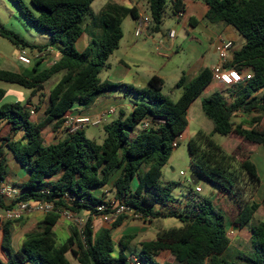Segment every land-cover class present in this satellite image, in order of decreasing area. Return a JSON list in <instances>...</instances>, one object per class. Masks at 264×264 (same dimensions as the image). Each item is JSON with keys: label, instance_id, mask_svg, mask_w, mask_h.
Returning a JSON list of instances; mask_svg holds the SVG:
<instances>
[{"label": "trees", "instance_id": "trees-1", "mask_svg": "<svg viewBox=\"0 0 264 264\" xmlns=\"http://www.w3.org/2000/svg\"><path fill=\"white\" fill-rule=\"evenodd\" d=\"M12 1L30 26L50 35L51 43L32 45L1 24L0 36L18 49L42 52L52 47L59 58L46 68L42 67L45 60L41 58L31 69L22 72L0 68V82L31 92L24 103H4L6 91L0 89V123L10 128L8 135H0V149L6 143L29 173L17 199L0 195V208L10 209L23 201H39L52 203L54 212L45 215L38 228L26 234L18 249L13 247V227L22 219L6 222L1 247L7 253V260L0 259V264H72L68 253L78 264H130L125 250L126 241L131 237L119 241V254L113 256L117 244L112 232L124 215L99 234L94 232L93 215L106 199L97 196L94 190L106 187L112 180L110 192L115 202L127 204L141 219L176 218L181 222L179 227L160 230L154 240L141 243L137 255L144 264H264V221L251 225L261 206L252 200L259 189L260 178L257 167L246 157L247 144L264 148V125L261 124L264 117V0H202L208 7L204 19L209 24L230 26L245 39V45L233 53L226 67L241 72L251 70L253 75L240 84L228 86L230 89L216 91L202 99L203 113L212 122L213 131L211 134L197 132L188 141V150L195 173L216 185L217 194L211 199L194 191L196 197L185 206L173 195L178 184L162 181L163 170L175 149L174 142L187 130L192 103L213 81L212 70L205 68L191 80L181 77L177 87L183 91L175 102L162 93L164 82L157 76L143 89L102 81L99 74L109 66L110 57L120 46L124 20L139 17L136 7L108 2L90 22L88 16L95 0H30L38 13L24 0ZM146 4L152 20L151 34L159 33L165 22L167 0H146ZM184 11L185 0H173L172 16ZM83 34L89 36L90 42L85 50L78 51L76 43ZM59 73L63 75L49 91L43 118L33 121L32 99L37 94L41 99L45 84ZM113 91L133 94L135 107L129 113L122 111L117 119L104 125L106 136L101 144L88 138L84 128L66 133L63 140L45 144V137L63 126L65 116L75 104L89 107L99 97ZM229 92L231 102L224 95ZM35 109L40 110V105ZM237 113H257L258 117L236 125L233 117ZM143 122H149V127L139 130ZM1 129L0 125V132ZM11 133L22 135L11 141ZM215 134L234 135L242 142L229 152L214 140ZM6 176V161L1 158L0 180ZM225 203L236 209L235 218L226 213ZM63 209L86 212L90 217L83 233L72 226V235L59 244L54 227ZM230 216L232 224L251 233L247 247L232 246L228 235ZM162 252L171 254L165 263L156 258Z\"/></svg>", "mask_w": 264, "mask_h": 264}, {"label": "crops", "instance_id": "crops-1", "mask_svg": "<svg viewBox=\"0 0 264 264\" xmlns=\"http://www.w3.org/2000/svg\"><path fill=\"white\" fill-rule=\"evenodd\" d=\"M108 1H111V0H108ZM116 3L124 5V6H128V7H136L139 13L142 11L141 3L139 0H124V2H120V0L119 1L117 0ZM104 6L100 8L99 11H101L104 8ZM207 10H208V7L202 0H185V11L183 12V15L181 17H177V16L171 17L174 24H172L173 26L170 27L169 32L161 31L159 33H156V34H159L160 45L158 46V49L160 48V50L162 49L169 50L172 48L175 49L177 46V41L180 37H181V40L187 46L189 45L193 46L194 55H192L188 63L184 65V68L172 69L171 71H169L167 70V66L165 68L156 67L153 61H151L150 62L151 65L154 64L153 65L154 69L150 68L149 71L137 72L140 75L139 81L133 80L132 82H125L126 78H122L120 80H116L118 81L116 82L114 80H111L108 76H106L105 80L113 81L116 83H126V84L133 85L136 88L143 89L141 86H139V83H143L146 81L148 82L152 77L157 76L163 80L164 84L171 83L175 85L176 89L178 90L173 92V95L175 99L177 100L181 96L182 91H183L182 88H179L176 86L179 80L181 79V77L185 76L189 80H191L195 76H197L203 69L205 68L212 69L216 64H218V55L216 53L215 45L220 40V38L228 39L233 42V49L231 51L229 61L232 60L233 53L235 51L240 50L245 45V39L242 36H240L232 27L226 26L223 24H217V25L209 24L204 19V16ZM123 25L124 24H122L124 35L120 42L119 48L115 51L114 54L117 56V59H118L117 62L121 67L126 68L128 70H132V69L141 67L143 63L147 62V60H146V56L143 53V49L141 47H139L135 42L131 43V42L125 41L127 30H125V27H123ZM27 31L29 33H32L30 29H27ZM170 31L176 32L175 38H171L169 36ZM151 35L152 37L150 38H154V34H151ZM85 38L87 41L86 44L87 43L89 44V39H87V37ZM82 39H84V34L79 39L78 43ZM88 44L85 46V48L88 46ZM142 44L145 45L147 43L146 41H143ZM32 45H38V44H32ZM45 45H48V44H42L38 46H45ZM203 45H204V50L201 49ZM14 48H15L14 50L15 51V58H14L15 70L14 71H18V72H22V71H25L31 68L39 58L44 59L45 60L44 62H46V60L49 61V59L51 58L49 65L53 64L59 58V54L52 47H49L48 49H45L42 52H40L39 49L27 48L29 53L30 51H32V53H34L35 56L30 54L32 58V64L24 65L18 60V48L15 46ZM9 62H10L9 58L7 59V57H0V68L2 69V67ZM108 68L109 66L106 67L105 69H108ZM105 80H102V81H105ZM214 82L216 81H212L211 84L207 86V88H205V90L203 91V95L199 97L200 105L197 106L198 109L196 110L197 112L196 117H198L197 123L194 122L193 118H191L190 116L197 99L192 103L188 111V127L185 133L182 135V140L185 139L189 141L200 130L205 131L208 134L212 133L213 124L211 125V123H207L204 119L206 118V116L204 115L203 110H202V99L210 96L216 91L222 90V88L219 86L223 84L216 82V84H220V85L213 86L212 84ZM51 88L52 87L47 88L45 85L44 95L42 96V98L43 97L48 98L49 91ZM230 88L225 86V89L223 90H227ZM13 92L15 94L19 93L18 90L13 91ZM30 93H31L30 90H28L29 96H30ZM7 95H8V91H6L5 97ZM29 96L27 97L26 101L28 100ZM39 96L40 94H37V96H35L38 98L36 101L34 100L35 97L32 99V106L30 107L31 110L34 111V114H32L33 121L35 117H39L40 113H43L47 105L46 104L43 107H41V109L37 112L35 108L37 106V101L40 100ZM5 97L2 102H4ZM135 101H136L135 97L132 98V97H129L128 95L117 97V96L105 94L99 97L96 100V102L89 107L81 106L78 103L75 104L73 108L70 110V112H68V114L90 117L94 123L101 122L100 125H87L86 127H84L85 130L88 128L92 129V132H91L92 140H95L101 144L103 140L105 139L106 134L105 132L104 134H102L100 130L101 129L104 130V125L109 124L113 120L117 119L120 116V113L122 111H126L127 113H129V111H131L135 107ZM199 111H202V115H200ZM0 125L2 126L0 135L2 134L8 135L10 133L9 125L5 123H0ZM204 126L207 127L208 131L203 129ZM21 135H22L21 133L19 134L11 133L10 135L11 141L18 140L21 137ZM224 137L229 138V140L236 141L238 145L242 142L241 138L234 136V135L224 136ZM237 143H236V146H238ZM220 145L225 150H227L225 145L223 144H220ZM0 150L2 151V154L0 155V159L4 158L6 161V165H7V176L5 177L4 180L9 187L21 193V186L28 179L29 173L27 169L24 166H22L20 162L16 160V158L14 157V154L6 146V143L3 144ZM232 150H227V151L231 152ZM247 153L248 154L246 157L255 164V166L257 167L258 177L260 178V186H259V189L257 190V194H262V193L264 194V148L261 145L247 144ZM170 169L172 173L175 172V168H173L172 166H170ZM112 185H113V180L109 182L106 187L95 189L94 193L99 197L106 198L105 200H114V194L110 192ZM198 186L201 188V192L199 194L203 195L202 194L203 187L200 185V182ZM194 191H195L194 188H191V190L187 194H184V193L180 194L179 192H176L174 196L175 198H177L178 203L180 205L185 206L191 200L192 197L193 198L196 197V195L194 194ZM216 192L217 191L215 189L211 190V193L213 194L214 197L217 194ZM232 208L234 209V207H232L231 205L229 206L227 203H225L224 210L226 211V213L229 212L230 215L233 216V218H235L236 209L233 212ZM80 214L84 215V212ZM231 216L228 219L230 223L228 235H229V238L231 239L232 246L236 248H241L238 245L243 241L248 242L250 240L251 233L249 232L248 229H240L236 224H232ZM44 217H45L44 214L34 212L24 217L19 222L20 225L18 227L16 224H14L13 247L15 249H18L19 247H21L26 234L35 231L38 228L39 223L44 219ZM93 220H94L93 227H94L95 234H99L103 229L111 227V225L106 224L104 222L102 216H96L94 217ZM137 220H139L140 222L132 221L129 217L124 215V218L121 224L117 226L112 232L115 243L117 244L116 245L117 248H120V245H119L120 240H124L126 237H131L130 240L126 242L128 243V248L130 244L133 243L134 249L131 250L128 256H131L132 254H138L141 249V243L145 241L154 240L156 238L157 233L163 229V228H159L156 231L154 230V227H153V223L155 221H159L160 219H153L152 221L150 220L146 221L144 219H137ZM58 227L61 231H64L67 233L66 240L72 235L73 227L71 226L70 223L66 222L62 218L55 225L54 231ZM2 229H3V225H0V259L7 260V253L1 247V241H2V235H3ZM162 254H166L169 258L171 257V254L169 252H162L156 257L158 261H159V257ZM67 255L70 261L72 262V259L69 257L70 253H68ZM72 264L74 263L72 262Z\"/></svg>", "mask_w": 264, "mask_h": 264}, {"label": "rangeland", "instance_id": "rangeland-1", "mask_svg": "<svg viewBox=\"0 0 264 264\" xmlns=\"http://www.w3.org/2000/svg\"><path fill=\"white\" fill-rule=\"evenodd\" d=\"M26 5L35 13H38V10L30 3L29 0H24ZM117 0H96L94 4L91 7V14L88 16V21H93L94 18L98 16V13L100 12L99 9L102 8L107 2H116ZM119 1V0H118ZM141 3V7L143 10H146L147 4L146 0H139ZM120 2H124V0H120ZM172 5H173V0H167V6H166V12H165V22L162 28V31L169 32V29L171 26H173V20H172ZM97 23L96 19L94 21V25ZM136 20H134L131 17H128L124 20L123 22V27H125V30H127V35H126V40L128 42H135L139 47L143 49V53L146 56L147 62L143 63L141 67H138L136 69L128 70L126 68L121 67L118 64V59L117 56L114 54L111 56V58L108 61L109 68L108 69H103L102 72L99 74V77L101 80H105L106 76H108L111 80H120L122 78H126L125 82H132L133 80H140V75L137 72H143V71H149V69H154L153 65L155 64L156 67L160 68H165L167 66V70L171 71L172 69H178V68H184V65L188 63L190 60L191 56L193 54V46L189 45L187 46L182 40L181 37L177 41V46L176 48L172 49H167V50H160L158 49V46L160 45L159 41V34L154 33V38H146L145 36L142 37H135V28H136ZM0 24L8 29L14 30L15 32L19 33L23 38H25L29 43L32 44H50L51 43V37L48 34L42 33L37 31L35 28L30 26V24L27 22L26 18L23 16L22 12L18 8L17 4H15L12 0H0ZM96 26V25H95ZM27 29H30L32 33H29ZM178 29V28H177ZM98 30V29H97ZM96 30V31H97ZM89 39V36L87 34H84V39H82L79 43H76V49L78 51H83L85 50L86 44V38ZM143 41H146L147 44H142ZM90 42V39H89ZM202 50H204V45L201 47ZM15 48L14 45H12L9 41L5 40L0 36V57H7L9 58L10 62L7 63L2 67V69L5 70H10L14 71L15 70ZM30 54L35 56L32 51H30ZM51 61V58L46 60V62L43 63L42 67H48L49 62ZM151 61H153V65H151ZM32 68V67H31ZM29 68V69H31ZM63 73L56 74L51 80H49L45 85L46 87H53L62 77ZM118 82V81H116ZM126 84V83H124ZM148 85V82H143L139 83V86L142 88H146ZM213 86H218L220 84H216L214 82L212 84ZM177 86V85H176ZM219 87L225 89V86L220 85ZM0 89H3L5 91H8V95L5 97L4 103H10V102H26L28 95V90L18 86V85H13L5 82H0ZM11 90V91H10ZM18 90L19 93L15 94L13 91ZM174 84L171 83H165L163 86L162 93L168 97L171 101L175 102L176 99L173 95V92L177 91ZM220 90V91H222ZM206 93V92H205ZM106 95H112V96H117V97H122L125 95V92L122 91H113V92H107L105 93ZM104 94V95H105ZM227 100L229 102L232 101V97L230 96V92L227 93ZM203 95V93L201 94ZM200 95V97H201ZM205 95V94H204ZM226 95V94H224ZM129 97H135L133 94H128ZM40 97V96H39ZM38 98L35 97V101ZM40 99V98H39ZM200 98L198 97L196 100V103L193 107V110L190 114L191 118H193L194 122H198V117H196V110L198 109L197 106L200 105ZM48 103V98L47 97H41L39 101H37V105H40V107H43ZM39 110H37L38 112ZM200 115H202V111H199ZM257 114V113H256ZM252 114V115H245L244 113H237L233 117V121L235 124H239L244 120H250L252 117H258V115ZM259 114V113H258ZM260 115V114H259ZM33 116V115H32ZM43 113H40L39 117H35L34 121L39 122L43 118ZM263 116V115H262ZM205 117V116H204ZM207 123L212 122L208 120L207 118H204ZM101 124V123H100ZM99 124V125H100ZM264 125V117H263V122L261 123ZM260 124V125H261ZM204 130L208 131L207 127H203ZM102 134H104V130H100ZM91 132L92 129L88 128L86 129V134L87 137L92 139L91 137ZM99 133V132H98ZM52 134V135H51ZM50 136V137H49ZM66 134L59 129L56 133L52 132L48 134L45 137V144H52L55 142H58L59 140H63L65 138ZM49 137V138H48ZM48 138V139H47ZM214 139L217 143L225 145L227 150H232L233 148H236V141L229 140V138L215 134ZM98 140V139H97ZM238 145V143H237ZM170 166L175 168V172L172 173ZM181 172L186 173V177H182L180 175ZM196 174L195 170L191 166L190 162V155H189V150H188V141L183 139L179 141L178 148H175L173 150V153L169 159L168 165L164 168L163 170V177L162 181L164 183L169 182V181H174L178 184L177 188L175 189V193L179 192L180 194L184 193L187 194L191 188H195L193 185L189 183L190 176ZM200 185L203 187V195L207 196L209 198H213V194L211 193L212 189H217L216 185L212 184L211 182L201 178L200 179ZM264 194H257L255 197L252 198V200L258 202L261 204L258 212L256 213V216L254 217V220L251 222V225H255L256 222L262 220L264 221V205L262 204ZM233 209V208H232ZM234 212V209L232 210ZM83 216V214H81ZM84 215L86 216L87 213L84 212ZM129 217L132 221H137L136 218L131 216L130 214L125 215ZM65 220V219H63ZM66 222L70 223L71 226L75 225L71 223L68 220H65ZM17 227L20 225L19 222L16 223ZM181 225V222L177 220L176 218H163L160 219L159 221H155L153 223L154 230H158L159 228H171V227H179ZM76 228V227H75ZM162 229V230H163ZM56 236L58 243L61 244L63 243L66 238H67V233L64 231H61L59 227L55 230ZM238 245V244H237ZM249 245L248 242H241L238 246L241 248L247 247ZM134 249L133 243L130 244L129 248L125 250V253L127 255L130 254L131 250ZM119 254V248H115L113 251V256H117ZM68 257V255H67ZM69 257L72 259V262L74 264H78L75 258L70 254ZM169 257L166 254H162L159 257L160 263H165L168 261Z\"/></svg>", "mask_w": 264, "mask_h": 264}, {"label": "built area", "instance_id": "built-area-1", "mask_svg": "<svg viewBox=\"0 0 264 264\" xmlns=\"http://www.w3.org/2000/svg\"><path fill=\"white\" fill-rule=\"evenodd\" d=\"M142 11L139 13V17L136 19V28H135V37L139 38L145 36L146 38L152 37L151 35V26L152 20L149 12L141 9ZM183 13H179L177 17H181ZM169 36L171 38H175L176 32L170 31ZM216 53L218 55V64H216L212 70V79L218 83L223 84L224 86H233L236 84H240L246 79H250L252 77L251 70L248 71H239L233 68H227L226 65L230 62L229 57L231 55V51L233 49V42L228 39L220 38V40L215 45ZM160 50V48H159ZM18 60L24 65H31L32 58L28 49L19 48L18 49ZM34 114V111H31ZM101 122H93L90 117L81 116V115H69L65 116V122L63 126L60 128L61 131L66 133H73L79 129L86 127L87 125H99ZM149 122H143L139 126V130L146 129L149 127ZM182 140V136H180L173 144L175 148L178 147L179 141ZM180 175L182 177H186L185 172H181ZM189 183L190 179H189ZM194 190L196 193L201 192V188L196 185L194 186ZM20 192L9 187L5 180H0V195L5 199L14 200L17 199ZM42 213L47 215L49 213L54 212V205L52 203H44L39 201H23L18 203L15 207L10 209L0 208V225H4L8 221H16L23 219L27 215L31 213ZM62 219L68 220L75 225L80 233H83L88 218L90 214L81 215L80 213H74L67 209H63L59 212ZM130 214L136 219H141V216L136 213V211L128 206L125 203L117 204L115 200H105L103 203H100L97 206V212L93 215V218L96 216H102L104 222L106 224L112 225L117 221L119 217L122 215ZM130 264H144L137 254H132L129 257Z\"/></svg>", "mask_w": 264, "mask_h": 264}, {"label": "water", "instance_id": "water-1", "mask_svg": "<svg viewBox=\"0 0 264 264\" xmlns=\"http://www.w3.org/2000/svg\"><path fill=\"white\" fill-rule=\"evenodd\" d=\"M190 182H191V184H192L193 186L198 185L199 182H200V178H199V176H198L197 174H193V175H191V176H190Z\"/></svg>", "mask_w": 264, "mask_h": 264}]
</instances>
